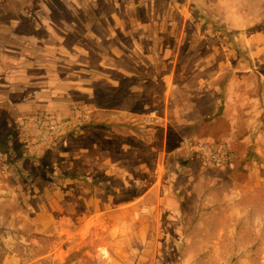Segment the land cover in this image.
Segmentation results:
<instances>
[{"label":"rangeland","instance_id":"rangeland-1","mask_svg":"<svg viewBox=\"0 0 264 264\" xmlns=\"http://www.w3.org/2000/svg\"><path fill=\"white\" fill-rule=\"evenodd\" d=\"M12 19L7 38L22 35L29 53L42 47L50 60V90L48 108L12 118L11 137L0 136V254L54 256L34 264H264V232L256 240L237 201L220 205L229 217L218 240L222 215L196 230L193 214L171 198L186 186L192 198L182 204L195 211L202 182L177 172L183 159L194 176L253 159L239 155L229 122L196 114L186 121L195 95L205 113L223 102L225 84L231 99L238 93L255 99L245 106L261 105L264 0H0V32ZM2 38L0 55L23 42ZM65 94L86 102L68 103L70 112ZM239 106L230 103L229 114ZM155 107L165 119L149 113ZM38 112L71 124L26 147L19 122ZM184 139L221 147L230 162L204 166L194 151L178 149Z\"/></svg>","mask_w":264,"mask_h":264},{"label":"crops","instance_id":"crops-1","mask_svg":"<svg viewBox=\"0 0 264 264\" xmlns=\"http://www.w3.org/2000/svg\"><path fill=\"white\" fill-rule=\"evenodd\" d=\"M16 21L17 19H12L8 25L5 26V28H1L0 32V38L3 37V41L15 40L16 44L19 41H23L21 44H18V46L12 47L11 49L4 48L0 55V119L2 121L0 136L5 137L6 139L11 137L10 120L12 118L18 119L19 115L23 113L38 111L49 107L46 104L49 102L47 100L50 90L48 83L50 76L47 68L48 66L51 67L50 60L48 61L46 59L44 49L42 47L34 53H29L31 51L29 48L27 49V45L24 42L25 37L22 35H14V37L11 36L7 38L9 32L8 30H12ZM57 34L59 33L57 32ZM33 51L34 49L32 52ZM51 73L53 77V72L51 71ZM37 75L42 79L36 80ZM28 87L34 89L33 92L35 94L29 95L27 93L29 89ZM226 87L227 85L225 84L220 89V92L223 94V102L220 103L219 101L217 105H215V103L212 109H209L205 113H199L197 104L200 103L201 100L198 95H195L191 106V112L193 115H199L201 120L212 119L211 121H213V123L218 120L229 122L230 126L226 132L229 134L228 137L230 140L231 138H238L241 146L245 147V149H241V147L238 150L239 155L244 156L246 152H249L253 159L247 161H235L236 163H234L232 168L224 171L217 170L220 174L219 176L207 174V171H213L211 168L199 169V176H194L190 171L193 169V166H191L189 160L183 159L180 162L177 172L181 168V173H186L188 171V180L191 177L194 180H200L202 182V190L200 194H196V192L194 193V197L196 198L195 211L186 210L185 204H182L184 200L187 201L191 196L190 190L186 186L181 185L178 187L176 191L179 193V196L172 195L171 198L182 209V213H184V211H188V213L193 214V219H191L190 225L196 230H200L205 225L210 227V229L213 228V224H211L213 221L212 218L214 216L222 215L220 220L221 223L218 222L216 230L218 232V240L222 238V230L224 228V225L220 224H224L229 217L226 212V207L220 205H226L228 202L233 200L237 201V205L240 204L241 207H236V212L240 214L242 218L246 217L247 220L248 217L249 219L252 218V227L256 234V240H258V234L264 232V82L260 89V97L258 98L257 96V99H260L261 101V105L259 102V105L255 104V106L253 103H250L249 106L244 105L246 101L252 102L255 100L252 97L243 98L242 95L237 93L231 99L229 96V90L227 91ZM68 90L82 92L86 95L85 97L88 95V98L92 95L91 91L93 93V89L91 87V91L88 93L81 91V89L76 86H70ZM127 91L130 93L131 89H127ZM67 92L68 91H66V93ZM169 92L170 89L168 93ZM166 94L167 93H165L164 98L165 103L167 104L170 103L171 100L170 96L168 97ZM34 96H40L41 98H35ZM63 97V100H66L67 103L65 105V109L67 110L69 109V106L67 105L70 102H86V100L76 101L68 99L66 98V94L63 95ZM230 103L240 105L239 108L235 109L231 114H229ZM179 104L180 105L172 106L174 112L181 107L182 104ZM96 107L93 108L95 109ZM69 111L71 112L70 109ZM164 111L166 112V107H164L163 112ZM158 112V108L155 107V109H152L149 113L160 119L162 118V115L165 119V114ZM160 112L162 111L160 110ZM66 113L67 112L64 114ZM196 115L190 119L191 121L189 120L186 122L194 123V121H197ZM183 147L184 143L182 141L178 149L182 150ZM25 160L26 159L21 158V160L16 164H18L19 167H23ZM29 163L32 164V162ZM228 183H232V187H226L225 185ZM230 188H234V190L229 192ZM148 190H150V188ZM135 198L138 205L143 197H141V195H137ZM127 201L128 202L125 203V205H130L131 201H129V199H127ZM200 202L201 206H199ZM140 206L141 205H138L137 207ZM177 212L180 211L177 210ZM260 239L264 240V237ZM186 241H190V236L187 237ZM262 246L264 247V242ZM2 252L3 254H0V264H34L35 258H41V261H44L46 258L45 262L54 260V256L51 255V251H49L48 254L28 256L24 258L17 254H10L7 250H2ZM260 261L264 262V258Z\"/></svg>","mask_w":264,"mask_h":264},{"label":"built area","instance_id":"built-area-1","mask_svg":"<svg viewBox=\"0 0 264 264\" xmlns=\"http://www.w3.org/2000/svg\"><path fill=\"white\" fill-rule=\"evenodd\" d=\"M71 124L69 119H55L38 112L23 117L19 122L23 142L26 147L40 145L48 142L52 137ZM184 146L194 151L204 166L223 167L230 162V155L221 147L205 141L184 139Z\"/></svg>","mask_w":264,"mask_h":264}]
</instances>
